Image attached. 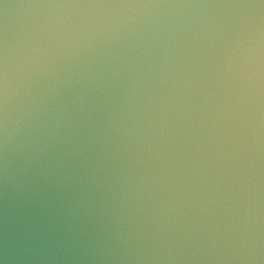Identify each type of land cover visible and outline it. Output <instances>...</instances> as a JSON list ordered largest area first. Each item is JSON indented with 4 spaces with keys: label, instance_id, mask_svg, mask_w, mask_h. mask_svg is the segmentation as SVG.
I'll return each mask as SVG.
<instances>
[{
    "label": "water",
    "instance_id": "water-1",
    "mask_svg": "<svg viewBox=\"0 0 264 264\" xmlns=\"http://www.w3.org/2000/svg\"><path fill=\"white\" fill-rule=\"evenodd\" d=\"M159 68L264 72V0H0V83Z\"/></svg>",
    "mask_w": 264,
    "mask_h": 264
}]
</instances>
